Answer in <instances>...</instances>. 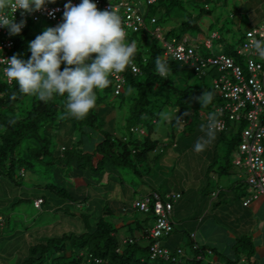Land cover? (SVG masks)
<instances>
[{"label": "trees", "instance_id": "trees-1", "mask_svg": "<svg viewBox=\"0 0 264 264\" xmlns=\"http://www.w3.org/2000/svg\"><path fill=\"white\" fill-rule=\"evenodd\" d=\"M101 1L112 3L108 0ZM123 1L125 0H120L118 3ZM127 1L136 7L137 11L142 13L145 18L144 26L139 31L136 30L135 33H140L143 39L150 35L153 41L136 43L138 52L134 63L139 66L140 72L135 73L129 68L121 73L124 78V91L118 95L114 92L117 81L115 77H112L110 85L98 92L96 107L84 119H76L67 114L65 108L66 95L63 97L54 95L47 102L40 101L34 95L23 94L15 81L6 80L0 68V173L2 174L0 182L5 175H8L10 180L15 182L16 178L21 175L22 169L29 171L32 170L30 167H33L37 162L44 163L48 166L45 172L47 176L43 179L47 181L48 196L52 193L55 195L53 202L59 207L64 202L76 203L79 206L86 203V211L83 214L85 217L80 220L79 230L73 229L70 233H64L61 238L47 237L44 242H40L42 248L36 246L31 248V253L25 258L24 264H41L48 259H52L51 264H218L214 260L215 258L213 259L216 249L212 246L199 244L195 241V235H190L191 239L189 238L192 246L191 255L182 245L184 240L172 241L177 232H183L174 218L175 224L172 231L163 239L173 254H177V248H183L187 255H179L178 261L151 257L150 246L153 239L150 238L149 233L156 216L152 208L151 212H144L136 208L134 204L144 196H150L149 205L152 207L155 201L152 193L157 192L163 196L158 190L152 189L150 192L137 197L132 205L121 207L119 210L113 207L111 210L109 205L103 203L98 205L97 199H93V194L92 200H89L88 193H82L84 185L92 184L93 188L104 187L105 179L117 175V166L122 162L138 172L136 164L150 163L149 154L158 148L161 152L164 151V140L158 136H153L156 133L154 125L160 120L162 110L165 108L172 109L174 115L169 119L170 126L173 131L178 130L177 132H180L182 129L185 133L189 132L186 134L187 136L193 134L197 126L204 122L201 113L214 111L215 104L221 98L214 88V83L209 84L205 80L210 71L209 67L206 68L205 73H200L190 62H181L172 55H168L165 37L161 38L154 32L152 33L146 20L147 15L150 14L152 18L160 10L169 14L174 13L177 18L184 16L185 20H182L181 30L185 36L189 29H195L197 20L205 13L208 15L215 14L216 18L218 17L216 20L220 21L221 15L212 14L209 1L206 0L204 6H200L201 12L193 11L190 6L184 3L193 2L194 6H197L200 4L198 0H157L153 3L145 0V7L143 2ZM78 2L79 0L77 4ZM94 2L96 3V0ZM56 3L64 4L65 0ZM214 3H216L214 7H220L221 10L227 6L226 0H215ZM98 8L104 10L102 7L98 6ZM256 9L241 8L239 16H236L234 12L232 14L233 19L238 22L236 25L240 29L244 27L241 32L227 29V33L230 34L232 31V35L225 42L228 47L233 46V44L237 45L236 50L227 47L226 52L205 56L194 46L189 44L188 47L193 48L195 55L199 57L208 58L219 54L230 56L236 64L243 66V69L245 68L246 73L248 72L247 62L250 58L261 61L264 66V59L256 55L253 49L247 48L248 32L256 27H264V22L260 24L249 22L247 25L243 22L246 16L252 14L251 12L257 13ZM172 10L173 12H171ZM122 11L120 16L126 17L124 9ZM61 15L63 18V12ZM42 18L52 22L53 26L58 24L55 20L45 16L37 21L29 18L21 34L11 36L14 40V46L10 51L11 56L20 55L24 59L30 57L28 43L37 36L30 24L37 23ZM261 18L264 21L263 15ZM211 27L212 25L209 29ZM175 30L176 28L171 29L170 32L173 36L169 40L172 38L180 39L176 36ZM212 32L213 30H211ZM211 33L208 35L211 36ZM214 38L224 39L221 33ZM129 39L130 42L134 41L132 40L133 37H129ZM205 46L212 48L213 44L207 46L205 40ZM239 50L243 52H239ZM157 58L167 62L170 68L167 78L157 74L155 66ZM215 67L219 69L217 66ZM61 68L63 69V65ZM196 78L202 81H196ZM206 89L213 92L214 99L208 107L202 108L194 97L201 95ZM121 106L124 107V110L127 107L130 111L122 118L126 123L124 122L125 124L120 126L121 123L118 121L115 111ZM227 124L228 128L222 131V135L224 136L225 131L228 132L232 129L239 139V146L242 141V129L246 126V122L231 120ZM122 126L128 129L129 135L117 133ZM64 130L65 135L62 136L66 141L59 144L57 136L61 135ZM135 131L145 134V139L136 136ZM235 134H233V140L227 139L226 135V148L224 147V150L228 154L231 152L232 144H236L234 142ZM184 137L180 136L175 139L174 134L171 147L178 146ZM61 147H65L64 150ZM132 154L135 157H132ZM73 164L75 165L74 168ZM66 165L73 169H67L68 172H66L64 168ZM18 167L19 173L15 171V168ZM70 176L83 178L76 179L72 183L67 180V177ZM247 186L249 185L247 184ZM93 191L95 192V190ZM168 193L170 192L166 191L165 196ZM41 198H43L41 207L35 205L34 199V206L39 209H42L47 202L44 195ZM57 200H61L63 203ZM128 212H132V215L124 220L120 213L126 214ZM0 213H2L1 210ZM51 230L53 232V229ZM234 251L238 253V256H233V258L227 256L228 263L243 261L247 264H256V261L252 259L256 248L251 235L239 237L234 244ZM200 252L204 257L197 260L194 256ZM240 253H244V260H242L243 257Z\"/></svg>", "mask_w": 264, "mask_h": 264}, {"label": "rangeland", "instance_id": "rangeland-1", "mask_svg": "<svg viewBox=\"0 0 264 264\" xmlns=\"http://www.w3.org/2000/svg\"><path fill=\"white\" fill-rule=\"evenodd\" d=\"M60 0H56L58 2ZM112 2L113 5H117L120 0H108ZM145 0H132L133 3L143 2L144 7L146 6ZM210 3V6L212 7V14L216 13L218 16L221 15L220 21L218 22L216 19V15H208L203 14L200 16V18L197 20V25L195 29H189L188 30V36H190V41H188V45L194 46L201 54L208 56V55H214L216 53L226 52V50L229 48L231 50H236L238 48L237 45L233 44V46H227L226 40L230 39L232 35V31L235 30L237 32H241L244 30V27L241 29L236 25L238 23L235 19H233L232 14L233 12L236 14V16H239V12H241V8L248 9V8H257V13L255 11L251 12L250 16H246L245 19H243V22L247 25L250 23H263V19L261 16H264V2H261V0H226L227 6L224 7V9H220V7L215 8L214 6L216 3H214L215 0H208ZM185 5L190 6V8L193 9V11L201 12L200 6H204V2H201L199 5L194 6L193 2L186 3ZM222 5V4H221ZM192 6V7H191ZM223 7V6H222ZM191 10V9H190ZM119 15L123 13L122 9L119 11H116ZM173 12V10L171 11ZM155 16L158 18V23H153L151 21V15L146 16L147 23L150 25V30L153 31L157 26H160L163 29V34L165 36L166 40H169V38L172 35L170 32L172 28H176L175 34L176 36L183 38L182 33V20H185V17H179L177 18L174 13H165L163 10L158 11ZM216 20V21H215ZM242 22V23H243ZM126 26V32H127V40L130 42L129 37H133L132 40L135 41V43H149L153 41V38L149 35L147 38H142L140 33H135L136 31H133L132 28ZM212 25L211 29L210 26ZM244 26V24H243ZM30 27L33 29V32L36 33V35H39L43 32V30L46 27H54L53 23L47 20L46 18H42L37 23H31ZM227 29H231V33H227ZM211 30L213 32L211 33ZM222 35V38H212L211 36L216 34ZM211 33V36L208 34ZM207 38H211L213 46L212 48H207L205 46V40ZM225 42V43H224ZM228 47V48H227ZM210 71L207 75L206 82L212 83L213 79L220 77L224 72L217 69L215 66L209 68ZM208 69V70H209ZM245 69V68H244ZM196 81H202L196 78ZM117 100V98H115ZM227 102H229L228 99L221 97L220 101H218L215 105H226ZM126 111V112H125ZM130 111L127 107L124 110V107L121 106L118 107L115 111L116 117L118 118V121H120V126L123 125L125 120H122L123 117L127 115V113ZM126 114H125V113ZM162 112H168L172 113V116L174 115V112L171 108H165ZM171 116V117H172ZM171 117L169 119H171ZM169 119L165 120L161 118L158 121L157 124L154 125L155 132L153 136H158L160 139L164 140L163 146L165 147L164 151L161 152L160 148L155 150L154 152L149 154V158H151L150 163H143L142 165L136 164V168L138 169V172L134 171V168H129L124 162L119 164L117 166L118 174L115 176H111L107 179V182H109V189L107 193H110V197L108 199L110 200L107 205L110 206L111 210V202L114 200L120 201L124 204H132L134 202V199L137 197H140L142 192H148L151 191V188L158 190L165 196L166 190H185L186 187L184 185L186 176L190 173L188 171L189 164H186V162H179L175 157L171 158V156L168 155L170 151H173L171 149L172 142L174 141V134L175 139L179 138L180 136H186V134L181 129L180 132L173 131L172 127L170 126ZM231 121V120H229ZM126 123V122H125ZM124 123V124H125ZM233 123V122H232ZM204 124L203 122L197 126L195 129L196 131L191 134L184 137V139H192L196 143L197 139H199L203 133L200 130V126ZM234 126V125H233ZM245 126V125H243ZM242 128V127H241ZM142 129V128H140ZM146 130V128H144ZM143 129V132L145 131ZM237 131V130H236ZM235 131V132H236ZM118 134H128L129 131L126 127L122 126L117 131ZM137 133V135H136ZM174 133V134H173ZM191 133V132H190ZM220 133V134H219ZM237 133V132H236ZM80 135V133H78ZM132 134V133H130ZM221 132H217L216 138L220 137V140L215 142L213 141L212 144L214 146L213 149H215L213 159L211 162H215L211 164L208 170V176H211V182L214 185L219 184L220 188H217V190L221 189L222 191V198H224L225 189L231 188V181L233 182V188L236 196L238 198H243L245 196H248L250 194H253L254 191L251 190V193L248 191V186L245 180L248 178L249 174L247 171V168L245 165H236L235 160L239 157H241L240 152L238 150V142L239 139H237V135L234 133V131L229 130L228 132H224V136H221ZM233 134H235L234 142L236 144H232L231 152L228 154L223 148L225 147V139L227 135V139L231 138L233 140ZM65 135V130L62 132L61 135L57 136V140L59 144L66 141L63 136ZM135 135L140 137L141 139H145V134H142L139 131H135ZM134 135V136H135ZM199 136V137H197ZM177 137V138H176ZM215 138V139H216ZM181 143V141L179 142ZM132 145V144H131ZM181 148V144H180ZM226 148V147H225ZM166 150V151H165ZM191 152L195 153L193 148H191ZM190 152V151H188ZM197 153V152H196ZM169 156V157H168ZM132 157H135L134 154H132ZM160 157V158H159ZM187 159V158H186ZM183 159L182 160H186ZM63 164V163H62ZM68 164V163H67ZM74 165V164H73ZM197 170H201L202 168L199 166L198 162H194L193 164ZM47 164L39 163L37 162L29 171L26 172L24 176L19 175L16 178V181L10 180L8 175H5L2 182H0V210L5 216V223L3 226H0V264H24V260L29 254L31 253V248L33 246L42 248V245L40 242H44L47 237H58L61 238V236L64 233H70L73 229L79 230L80 228V220L84 219V213L86 211V203H83L81 206H79L76 203L69 202L68 205H62L58 206L55 202L50 200L48 193L49 188L48 185L45 184V179L47 175H45V172L47 171ZM228 166V167H226ZM75 165L73 166V168ZM204 169L206 167L202 165ZM66 169H73L71 166L67 167V165L64 167ZM212 169L215 170V172L220 173L219 180L214 177L212 174ZM225 169L228 170V173H224ZM35 170V171H34ZM15 171L19 173V167L15 168ZM201 172H204L203 170ZM82 179L83 177H67V180L70 182H74L76 179ZM50 179V178H49ZM244 181V182H243ZM49 182V181H48ZM203 188L201 189V193H203V199L206 198V191L208 186L205 185V182L202 183ZM126 186V188H124ZM213 188L212 186H210ZM223 189H222V188ZM210 188V191L213 189ZM125 189V190H124ZM150 189V190H149ZM93 185H84L82 193H88L87 196H89V200H92V194H93ZM124 190V191H123ZM127 190V192H126ZM245 193H242L244 192ZM248 191V192H246ZM186 193V192H184ZM248 193V194H247ZM44 195L46 197L47 202L43 205L42 209H39L34 206V198L36 195ZM211 194V193H209ZM212 196L208 197V202L206 203L207 210L211 207L212 203L215 201L216 197L215 195L211 194ZM165 198V197H164ZM105 199V198H104ZM183 200H187V197L185 196ZM17 201V202H16ZM10 202V204H9ZM73 204V205H72ZM119 204V203H118ZM120 206V205H119ZM216 205L213 207H216ZM198 208V207H197ZM59 209V210H57ZM55 210H57L55 212ZM121 214V215H120ZM119 215L125 220L126 218H129V216L132 215V212H128L126 214L120 213ZM120 217V218H121ZM121 218V219H122ZM112 219V218H111ZM122 219V220H123ZM208 221H210V225H208ZM154 224V222H153ZM228 225L226 221H219L217 219L213 220H206V226L202 227V230H200L198 233L199 235H203V241L202 239H199L202 244L205 243L209 246H214L217 248L220 252L221 256V264H247V262H237V263H228L227 262V256H225L224 249H231L230 244L234 239H231L227 234L230 232L228 230ZM53 229V232L52 230ZM76 230V231H77ZM227 231V232H226ZM52 232V233H51ZM39 234V235H38ZM207 234V235H205ZM185 240L182 243L185 250L188 251V254H192V246L190 244V239L188 235H185ZM236 239V236H233ZM258 241H262L263 238L260 237L257 239ZM186 242V243H185ZM38 243V244H37ZM162 243L164 246L165 239L162 240ZM256 248V245H255ZM257 252V250H256ZM254 252V256H260V252L257 253ZM237 252H232L233 256H238ZM242 254V257H244V253ZM252 257V259H253ZM246 258V256H245ZM264 258V256H263ZM263 261V262H262ZM256 264H264V259L258 258L256 261ZM52 259H48L45 262H42L41 264H51Z\"/></svg>", "mask_w": 264, "mask_h": 264}, {"label": "clouds", "instance_id": "clouds-1", "mask_svg": "<svg viewBox=\"0 0 264 264\" xmlns=\"http://www.w3.org/2000/svg\"><path fill=\"white\" fill-rule=\"evenodd\" d=\"M55 2L56 0H0V27L6 28L11 36H18L26 26L25 19L19 22L16 20L15 12L18 9L23 10L21 13L23 15L41 11L48 3ZM102 9L104 10L98 8L94 0H81L79 4L67 3L63 21L54 27H46L28 43L31 53L29 58L24 59L20 55L7 59L3 57L0 63L6 61L4 76L9 81H15L23 94L34 95L40 101L47 102L54 95L61 97L66 95L67 114L76 119H84L94 110L98 92L110 85L112 77L129 68L136 70L134 61L138 49L134 41L127 40L125 22L113 7L112 10L103 7ZM8 10H12L11 14ZM153 18L156 19L155 22L152 21ZM151 21L158 23V18L153 16ZM157 29L164 38L160 26L153 32L157 35ZM217 36L214 34L211 37ZM248 36V47L253 49L256 55L264 58V38H257L253 32H249ZM184 38L187 42L190 40L187 34L180 40ZM207 41H210L212 46L211 38H208L206 43ZM155 66L160 77H168L170 68L166 61L157 58ZM116 88L117 83L114 89L117 95L124 91V85L119 93H116ZM194 99L202 108H206L213 102L214 94L206 89ZM219 106L215 105L214 111L201 113L204 124L200 126V130L203 135L196 141L194 151L198 153L204 151L215 140L217 132L222 133L218 131L217 118L221 117L217 115ZM160 115L162 119L167 120L172 113L162 112ZM229 120L227 119V123ZM25 174L26 171L22 169L21 175Z\"/></svg>", "mask_w": 264, "mask_h": 264}, {"label": "built area", "instance_id": "built-area-1", "mask_svg": "<svg viewBox=\"0 0 264 264\" xmlns=\"http://www.w3.org/2000/svg\"><path fill=\"white\" fill-rule=\"evenodd\" d=\"M78 0H65V3H48L45 9L33 13H24L22 9H18L15 12L17 22L21 19L33 18L38 20L45 16L56 22L61 23L63 21L61 12H64L65 5L69 2L77 4ZM155 0H149L153 2ZM81 2L79 0L78 4ZM97 5L107 10L115 11L124 9L126 17H121L122 21L133 30H139L144 26V17L142 13L138 12L136 7L132 6L130 2L123 1L117 5L104 3L101 0H96ZM12 10H9L11 14ZM51 13V15H50ZM155 18L152 19L155 22ZM57 24V25H58ZM157 36L163 37L162 33L157 29ZM257 38H264V27H256L252 31ZM248 32V33H249ZM207 46H210V41H207ZM14 46V40L9 35L6 28L0 27V61L11 58L10 51ZM165 46H167V54L172 55L178 61L190 62L196 71L205 73L206 68L217 66L219 70H222L224 74L213 80L214 88L217 93L229 100L226 105H220L217 109L221 117L219 120V130L223 131L227 129V119L235 121H245L246 126L242 129V141L238 146L241 157L235 160L236 165H245L248 171V178L246 183L250 189H254V193L245 200L244 204L248 205L253 200L260 196H264V66L261 61L250 58L247 62L248 72L246 73L243 66L235 63L234 59L225 54H219L213 57H199L195 55L193 48L188 47L187 39L178 40L172 38L171 40H165ZM250 49L249 47H247ZM239 52H243L239 50ZM264 59V58H263ZM136 65V64H135ZM6 67V61L0 63V68ZM140 68L136 65V70L139 72ZM6 77V76H5ZM117 80L116 93H119L123 89L124 78L123 75H115ZM7 79V78H6ZM8 80V79H7ZM9 81V80H8ZM12 82V81H9ZM228 117V118H226ZM2 174L0 173V177ZM152 196L155 201L152 207H150V196H144L142 199L137 200L134 206L144 212H151V208L155 213V221L151 227L149 236L153 239L150 246L151 257L171 259L172 261H178L179 255H187L183 248H177V254H173V251L167 246H164L162 239L165 235H168L173 227V211L175 202L181 198V193L170 192L165 198L157 193L153 192ZM43 199H37L36 205L41 206ZM4 215L0 213V226L4 223ZM196 247V246H195ZM211 253V251H210ZM187 257V256H186ZM202 252L195 255L197 260L203 259ZM188 258V257H187ZM86 264V263H83Z\"/></svg>", "mask_w": 264, "mask_h": 264}, {"label": "crops", "instance_id": "crops-1", "mask_svg": "<svg viewBox=\"0 0 264 264\" xmlns=\"http://www.w3.org/2000/svg\"><path fill=\"white\" fill-rule=\"evenodd\" d=\"M205 1L206 0H198V2L200 3ZM261 2H264V0H261ZM255 9L256 8L254 7V10ZM191 140L192 139L189 140L183 138L181 143H179L178 146L175 147L172 146L171 149L173 151H170V153H168V155L171 156V158L175 157L179 162L182 161V162H186V164H189L187 168L188 171L190 172L185 178V182H184V185L186 187L185 190L183 191L166 190L168 192L174 191L182 194L181 198L175 202L173 218L178 223V227L181 230H183V232L180 233L177 232L175 237L172 239V241L185 240L184 237L185 235H188L189 238L191 239L190 235H195V241H197L201 245H206L205 243L202 244V242L199 240L202 239L203 241L204 239L202 237L203 235L200 236L198 232L202 230L203 226H206L207 219L209 220L217 219L221 222L226 221L227 224L230 225L228 226V230L230 232L227 235L231 239H234L230 244L231 248L234 246L235 242H237V239L239 237H242L244 235H251L254 239L257 252L259 251L261 253L260 256L253 257V260L257 261L258 258L264 259L263 258L264 256V196L262 195L257 199L253 200L248 205H245L244 204L245 200H247V198L250 197L252 194L245 196L243 198H238L236 196L237 194L235 193L234 188L232 187L233 182L231 181V185H232L230 186L231 188L225 189L224 193L226 194L224 198H222L221 196L223 193L222 191H220L221 189L217 190V188H220L219 184L215 183L213 185L211 182V176L209 177L207 173L211 164L215 162V158H214V162L213 163L211 162L214 156V152L212 151H215V149H213L214 148L213 144L211 143L202 152L196 153L195 151V153H192L191 148H193L194 150L195 143L193 141L191 142ZM219 140L220 137L216 138L214 141L217 142ZM180 144H181V148H180ZM182 157L183 159L186 158L187 159L182 160ZM196 161L198 162L199 166L202 168L201 170H197L196 167L193 165L194 162ZM202 165H204L206 169H204ZM202 170L204 172H201ZM228 172L229 171L225 169L224 173H228ZM212 174L214 175V177H216L219 180L220 178L219 172H215V170L212 169ZM106 179L104 182L105 183L104 187H97L95 188V192H93V197H94L93 199H97L98 205L99 203L108 204L110 201L109 200L110 198L108 199V197H110V193H107L109 189L108 187L109 182H107ZM203 182H205V185L208 186L206 191L207 197L204 199L202 197L203 193H201V189L203 188L202 185ZM45 184H47V181H45ZM210 186H212L213 188H211ZM124 188H126V186ZM210 188L213 190L210 191ZM150 189L152 190L153 188H151L150 186ZM247 189L249 193H251V190L254 191V189H250L249 186ZM148 192L146 191L142 192L141 195H144ZM209 193L215 195L216 199L212 203L211 207L207 210L208 207V206L206 207V203L208 202L207 199L209 196H212ZM242 193H245V191ZM42 196L43 195L37 194L34 199L41 198ZM50 196H51L50 199L53 200L55 195L54 193H52L50 194ZM185 196L187 197V200H183ZM59 202L63 203L61 200ZM215 203L218 206L213 207L215 206ZM63 205H68V203L64 202ZM111 206L119 210L121 207L130 206V204H124L121 203L120 201L114 200L111 202ZM208 225H210V221H208ZM233 236H236V239ZM260 237L263 238L262 241L257 240ZM215 249H216L215 256L213 257V259L215 258L214 260L216 261V263L221 264L220 252L217 248ZM232 252H235L234 247L232 248V250L227 248L224 249L225 256H231L233 258ZM242 260H244V257L242 258Z\"/></svg>", "mask_w": 264, "mask_h": 264}]
</instances>
